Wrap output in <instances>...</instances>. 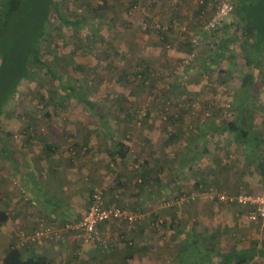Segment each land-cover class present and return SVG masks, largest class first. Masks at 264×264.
I'll use <instances>...</instances> for the list:
<instances>
[{
    "label": "rangeland",
    "instance_id": "374dc122",
    "mask_svg": "<svg viewBox=\"0 0 264 264\" xmlns=\"http://www.w3.org/2000/svg\"><path fill=\"white\" fill-rule=\"evenodd\" d=\"M56 1L58 12L51 13L49 31L41 42L46 67H32V79L21 83L19 97L10 102L0 122V184L2 176H8L7 183L12 185L17 180L11 175L14 162L10 153L14 141H21L23 137L24 141L38 138L49 130L56 136L68 130L74 138L81 134H73L71 129L77 131L84 122L95 130L93 120L99 119V115L81 103L79 97L85 96L102 116L112 119L118 129L115 149L109 152L108 169L119 179L118 173L127 171L131 185L138 189L134 197L140 195L139 188H142L140 198L148 199L146 205L139 203L138 209L122 206L143 215V220L137 224L117 225L120 247L124 248V254L129 253L126 264H177L182 258L178 254L184 253L182 245L187 241L183 233L187 232L202 235L201 244L210 250L203 254L191 246L197 264L218 261L221 252L263 247L264 223L250 221L242 207L208 198L209 204L200 212L196 210L200 195L207 198L205 193H233L237 188L229 182L230 175H218L222 173L220 165L224 164L230 173L234 165H240V160L233 157L232 146L223 152L224 146L221 147L215 138L223 134L227 138L230 136L220 130L219 124L233 121L244 127V113L250 118L254 116L252 120H264V95H255L256 90L264 88L263 79H252L250 97L245 100L249 112L239 111L243 96L239 91L249 71L245 68L243 72L241 67L248 55L243 45L251 40L245 24L229 16L222 33L201 35L199 45L194 46L193 41L200 37L205 22L200 0ZM83 19L86 23L82 27L64 22ZM15 36L18 35L12 31L6 40L15 43ZM221 45L226 46L230 57L223 63L221 58L214 57ZM4 46L13 48L9 43H0L1 50ZM139 70L145 71L144 80L138 77ZM55 75L58 78H54ZM72 89L79 93L77 99L66 100L64 92L73 96ZM178 115H182L181 122H173ZM151 127V130L159 129L156 139L154 135L149 138L145 134ZM90 133L91 130L88 135ZM94 134L96 131L91 133ZM171 134H178V137L173 138ZM210 134L214 138H210ZM121 143L126 146L125 159L118 155ZM204 144L208 153L189 164L190 152L185 151V147L201 148ZM70 150L81 152L75 147ZM146 161L150 164L146 165ZM154 166L158 170L162 168V184L144 170L147 168L148 172ZM251 171L256 170L252 168ZM253 176L251 178H255ZM118 181L120 183H116L112 191L101 185L93 186L92 191L100 187L112 200L133 202L125 192L127 183L124 186ZM195 182L204 186L197 188ZM156 185L159 188H155ZM241 190L251 189L245 186ZM182 197L185 201L179 203ZM1 198L6 199L2 191V207ZM169 201L171 207L162 206ZM201 213L204 217L197 216ZM21 230L26 229L20 228L18 232ZM139 231L146 235L145 240L133 235ZM90 244L97 249L93 259L72 256L73 262L67 263L98 264L102 258L110 264L113 257H107L111 249L109 241L104 238L103 242L84 245ZM4 253L3 248L0 263ZM249 264H264V258L257 257Z\"/></svg>",
    "mask_w": 264,
    "mask_h": 264
},
{
    "label": "crops",
    "instance_id": "0c3cea01",
    "mask_svg": "<svg viewBox=\"0 0 264 264\" xmlns=\"http://www.w3.org/2000/svg\"><path fill=\"white\" fill-rule=\"evenodd\" d=\"M234 17L237 18V15ZM226 58L230 57L225 56V58H222V63L227 60ZM241 67H243V72L245 68L249 70L248 74L246 73L245 75L251 74V79L264 80V60H261L259 63L253 62L250 64H247V61H245ZM240 91L239 94L244 97L242 96V102L239 104V111L243 113L249 112L247 108L248 105L245 104L246 91L249 90H247V88H242V91ZM263 91L264 88H260L256 90L255 95H264ZM251 111L255 113V110ZM242 116L246 125L241 127L237 124V126L239 129H243V131L246 132V136H244L246 139L251 138L252 141L255 140L258 146L257 159L262 163V166L260 163L258 166L254 164L248 169L243 152V150H245L244 143H246L247 140L245 139L244 141L243 135L240 137L230 134L228 138L226 134L216 136L215 138L220 141L218 142L219 145L225 148L223 152L232 146L231 148L234 152L233 157L240 160V165H234L235 169L231 173L224 167V164L219 166L222 173H218V175L227 177L230 175L229 182L233 183V187L235 186L238 188H236L235 192H229L227 194H236L245 186H249L252 190H249L251 192L259 193L264 191V172L261 170V168H264V120H252L251 118L254 116L251 118L249 116L247 117L246 113ZM103 118L104 119L99 118L93 120L96 125L95 130L92 126L90 128L86 122H84V125L79 126L77 131L71 129L73 134H77V132L81 134L74 138L71 137L72 134L68 132V130L62 131L63 135L57 136L49 130L44 136L28 138L25 141L23 137L21 138L22 140L19 139L21 141L17 140L13 142L11 146L12 153H10L14 162L13 165L11 164V175H14L13 179L16 178L17 180L16 182L14 181L12 185L11 182L7 183L8 176H2V183L0 184L2 196L4 195L6 197V199L1 198L2 207L0 205V240H2L0 252H3V248L4 251H6L0 264L4 263L7 254L18 242V231L20 228H24L28 231H35L44 227L49 230L51 234L53 233L50 241H46L43 246L31 245L27 247L24 251L25 257H45L50 264H68L73 262L72 256L78 257V259H93L94 256L97 255V253H93L94 250H97L93 244L84 245L73 235H68L62 231L64 224L68 221L80 220L82 215L87 211L93 186H105L112 191L114 185L120 183L118 180H121L124 186L127 183L125 192L129 195L128 199L131 198L133 202L128 203L127 200H117L115 198L112 200L110 199L111 196L107 194L108 203L110 205H119L122 207L124 206L123 204H125L133 209H138L139 203L147 204V198H144V200L140 198L143 190L142 188H139V190H141L140 195L136 198L134 197L138 189L131 185L132 181L128 175L129 173H126L127 171L118 173L121 177L119 179V177H116V174H114V171L112 172L111 169H108L109 152L111 149H115V136L118 134V129H115V123L108 116H103ZM66 126L70 128L69 125ZM98 128H100L102 132H99ZM154 128V130H151V127L148 132L145 131L146 136L153 138L154 135L156 139V136L159 135V129L156 127ZM90 130L91 133L96 131V134L91 135L90 133V135H88ZM160 135L162 134L160 133ZM210 138H214V136H210ZM72 147L78 150L80 149L81 152H72V150H70ZM151 166L153 165L151 164ZM188 166L191 167V165ZM189 167H187L186 173ZM252 168L256 171H251ZM144 170L146 174L153 175L156 181L162 176L161 167L160 170H158L157 166L150 168L148 172L147 170L149 169L145 168ZM156 170L157 173H154ZM209 171L210 170H208V172ZM252 175H254L253 177L255 178H251ZM250 179L252 180L249 181ZM174 183L177 184L176 181ZM202 185L203 183H200L199 187ZM158 186L156 185L155 188H159ZM8 194L10 195L9 199L7 198ZM197 201V212L203 210L207 203L209 204L208 197L206 198L204 195H200ZM197 216L204 217L202 213ZM117 225L118 224L115 223H105L102 224L100 228L102 229L103 237L105 240L107 239L109 241V246L111 248L108 251L110 255H107V257H113L110 264H126L129 261L127 257L129 253L127 252L124 254V248L120 247L121 244L116 236L117 228H119ZM133 235L138 239H146V235L143 236L140 234V231ZM183 235L187 241L182 245V251H184V253L178 254L182 256V258H179L177 264H197L198 260L193 257L191 246L196 247L197 252L203 254L210 253V250L201 244L202 235H196L191 232H187L186 234L183 233ZM192 240L197 242H190ZM114 246L115 248H113ZM226 254L222 252L218 253V261H211L208 264H220ZM220 257H222V259ZM64 259L67 261L64 262ZM101 259H99L98 264L106 263ZM138 261L141 262L140 256H138Z\"/></svg>",
    "mask_w": 264,
    "mask_h": 264
},
{
    "label": "trees",
    "instance_id": "16d2710c",
    "mask_svg": "<svg viewBox=\"0 0 264 264\" xmlns=\"http://www.w3.org/2000/svg\"><path fill=\"white\" fill-rule=\"evenodd\" d=\"M28 2L30 4L28 5V8H26ZM233 2L235 4L234 14L237 15L240 23L245 24V30L250 34V37H252L249 42H246L243 45L244 50L248 52L245 61H247V64L253 62L259 63L261 60H264V0H233ZM58 8L59 4L56 0H0V43L5 45L9 43V45H12L13 47L10 49L9 46H4L2 50L0 49V122L6 114V108L10 102L14 98L19 97V87L21 86V83L24 80L30 81L32 79V67H38L41 65L46 67L41 54V42L49 31L50 26L48 20L50 15L54 10L58 12ZM85 21L86 19L81 21L67 20L64 22L73 26L82 27L85 25ZM225 28L226 27L214 31L212 36L222 33ZM12 31L16 32L18 35L15 36L17 37L15 43L10 42L8 39L6 40ZM227 54L226 46L221 45L220 50L216 51L214 57L222 59L225 58ZM137 75L143 80L146 78L145 71L143 70H139ZM54 78L58 77L55 75ZM251 83V76L246 75L243 79V88L249 90ZM72 92L74 95L69 96L70 94L68 95L65 91L64 98L66 100L72 98L77 99L79 93H77L75 89H72ZM246 92L245 99L247 100L248 97H250V90ZM79 98L81 103L90 107L97 115H99L98 117L100 119H104L95 104L85 98V96H80ZM245 104H247L246 101ZM208 110H210V108H208ZM181 118L182 115H178L176 118L174 117L172 121L181 122ZM214 125V127L217 126L216 122ZM219 126L222 132H228L240 137L242 135L243 137L246 136V132L243 131V129H239L237 124L233 121L220 123ZM171 136L176 138L178 137V134H171ZM209 136L213 135L210 134ZM243 139L245 141L246 137ZM246 140V143H244L245 150H243V152L246 165L249 169L254 164H257L258 166L260 161L257 159L258 146L255 140L252 141L251 138H247ZM119 146L121 148L118 151V155L122 159H125L127 157V151H125L126 146L124 143H121ZM184 150L190 152L188 162L189 164H192L201 157H204L208 153L206 150L209 149L204 144L201 148L197 146L190 148V146L187 145ZM145 164L149 165L150 163L146 161ZM260 164L262 166V163ZM261 170L264 172V168H261ZM158 182L161 184L162 179L158 178ZM199 185V182H195L194 186L198 188ZM108 205L110 204L108 203ZM74 237L80 241L76 236ZM194 242L196 243L197 241ZM25 249L27 248L19 249L14 248L13 246L7 254L3 264H50L45 257H25ZM257 257L260 259L264 258V245L260 249L252 247L231 250L224 256L223 261L220 264H249Z\"/></svg>",
    "mask_w": 264,
    "mask_h": 264
},
{
    "label": "built area",
    "instance_id": "2783aa9c",
    "mask_svg": "<svg viewBox=\"0 0 264 264\" xmlns=\"http://www.w3.org/2000/svg\"><path fill=\"white\" fill-rule=\"evenodd\" d=\"M209 1V2H207ZM200 0L201 16L205 22L201 27L200 37L193 41V45H199L202 40L201 35H210L214 31L224 28L227 24V18L235 13V4L233 0ZM210 3V7H208ZM227 19V20H226ZM204 37V36H203ZM194 55L191 56L193 58ZM190 60L188 59L186 63ZM209 116V114H208ZM142 179H140V182ZM211 200H217L220 203L237 205L246 210L247 216L252 222L264 223V191L255 193L241 190L236 194L213 193L207 194ZM185 198L179 199L183 203ZM163 207H171L172 202H165ZM143 220V215L133 210L121 207L110 206L107 202L105 189L96 187L93 189L90 199L89 208L78 221H68L63 230L66 233L76 236L82 243L89 244L103 242L104 237L100 226L105 223H122L135 224ZM162 222V221H161ZM52 234L49 230L43 228L35 231L21 230L18 236V242L14 248L24 249L31 245H42L48 241Z\"/></svg>",
    "mask_w": 264,
    "mask_h": 264
}]
</instances>
